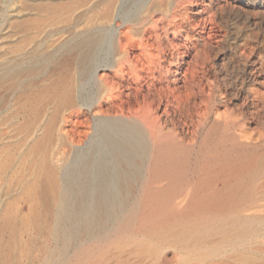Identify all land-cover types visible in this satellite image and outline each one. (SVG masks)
<instances>
[{
    "label": "bare ground",
    "instance_id": "obj_1",
    "mask_svg": "<svg viewBox=\"0 0 264 264\" xmlns=\"http://www.w3.org/2000/svg\"><path fill=\"white\" fill-rule=\"evenodd\" d=\"M192 4L71 0L7 41V204L50 220L43 264H264L262 63L218 104L198 50L264 0Z\"/></svg>",
    "mask_w": 264,
    "mask_h": 264
},
{
    "label": "rangeland",
    "instance_id": "obj_2",
    "mask_svg": "<svg viewBox=\"0 0 264 264\" xmlns=\"http://www.w3.org/2000/svg\"><path fill=\"white\" fill-rule=\"evenodd\" d=\"M69 1H71V0H69ZM69 1L68 0H63V1L62 0H0V78H1L0 79V92H1L0 93V114H1L0 115L1 116L0 117V134H1L0 135V138H1V140H0V155H1L0 156V167L1 168H2L5 160L7 159V130H6L7 129V109H6L7 108V98H6L7 97V77H3V75H2V70L4 68H7V41L12 40L13 38L20 39L22 37L21 31L23 30V28H26L28 26H32L33 23H37V22H39V20L41 22H43V21L44 22H51L54 18L53 17V11H54L55 7H57L59 4H62V3L66 4ZM202 1L203 0H200V1L190 0V2L193 3L192 5H190L191 8H193V9L197 8V6H200V3H202ZM247 1L251 3V2H256L258 0H256V1L255 0H233V2H238L241 5L242 4L244 5V3H247ZM52 8H54L53 11H52ZM223 10H221L222 12L220 11L216 14V16H217L216 19L218 22L217 28H220V29H217L218 32H216V35L212 38L213 39L211 41L212 44L208 43L205 46L201 45L198 49L199 50V61H201L202 63L205 62L204 63V65H205V73H204L205 77H204V79L207 81V83L211 87L213 94L216 95L215 101L218 104H228V102L229 103L233 102L236 98L234 96L237 95V92L245 89L248 86V84H247L248 83L247 82L248 81L247 80L248 72H249V68H251V66H252L253 61L262 63V69L263 70L259 69L258 74L264 79V76H263L264 75V46H263L264 45V26H263L264 25V14L263 15L261 14L258 16L255 15L254 16L255 19L259 20L261 18L263 20H261V24H254L250 21L253 17V14H254V13H252V11L249 12L246 10L245 12H243V9H239L238 6H234V5L231 7H228V8L226 7ZM238 10H240V11H238ZM225 12H227V13H225ZM188 13H187L188 16H191L192 14H196L194 12L193 13L188 12ZM235 13L237 14V16ZM42 16H43V18H41ZM198 16L199 15H197L196 18H198ZM241 18H242V20H241ZM225 19H226V21H225ZM236 20H237V22H236ZM222 25L223 26L225 25V26L223 27ZM184 26L186 29L185 31H188L189 30L188 28H190L189 24H185ZM225 27H227V28H225ZM243 29H244V31H243ZM221 30H223V31L225 30V31L223 32ZM217 33H218V35H217ZM237 34H238V36H237ZM183 36H184V32H181L180 37H178V38H181ZM10 38H12V39H10ZM170 38H171V36H170ZM223 38H225V39H223ZM258 38H259V40H258ZM190 39H192V38H190ZM190 39H189V41H190ZM229 39H231V40H229ZM246 39H248V40H246ZM244 40H246V41H244ZM217 41H219V42H217ZM203 48L205 49V51ZM208 49H209V54H208ZM213 49H215V50H213ZM259 49H261V50H259ZM192 51L193 50H191V53H190L191 56L193 53ZM206 54H208V55H206ZM215 55H216V57H215ZM200 56H201V58H200ZM209 57H210V59H209ZM233 58L235 60H233ZM253 58H254V60H253ZM242 62H243V64H242ZM247 62H249V63H247ZM225 63H226V65H225ZM215 66H217V67H215ZM206 72H207V74H206ZM209 72H210V74H209ZM232 72H234V74ZM207 76H208V78H207ZM1 84H2V86H1ZM263 85H264V82H263ZM228 88H230V89H228ZM220 89L222 90V92ZM217 93L219 96L217 95ZM238 104H241V102H239ZM4 129L6 131H4ZM3 145H6V146H3ZM4 173H5V170L3 168L0 169V177H1L0 178V194H1L0 195V215H1V217H0V224L1 225L0 226H3V227H0V240L3 239L2 241H0V245L2 246V247H0V264H43L42 263L43 259L49 257L53 251L51 234L46 228V227H48V229H49L50 220H48L47 218H44V217H41V218H30V217H28V218L22 219V217L19 218V217L14 216V214L11 212L13 210V206L12 205L9 206V204H7V191H6L7 184H5V181H4L5 180ZM39 208H40V206H39ZM41 210H43V208H41ZM15 219H16V221H15ZM44 224L46 225L45 228H44V226H45ZM5 226L7 228H5ZM2 228H5V229H2ZM4 247H5V249H4ZM6 247H7V250H6ZM113 250L114 249L110 250V251H112L111 254L113 253L112 254L113 256L117 255V253H115L117 251H115V250L113 251ZM5 254H6V256H5ZM113 261L115 262V259L110 260L111 264H114Z\"/></svg>",
    "mask_w": 264,
    "mask_h": 264
}]
</instances>
